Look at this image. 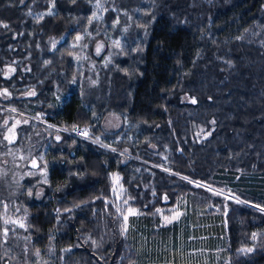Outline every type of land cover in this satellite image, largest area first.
Returning <instances> with one entry per match:
<instances>
[{
	"label": "trees",
	"instance_id": "16d2710c",
	"mask_svg": "<svg viewBox=\"0 0 264 264\" xmlns=\"http://www.w3.org/2000/svg\"><path fill=\"white\" fill-rule=\"evenodd\" d=\"M116 8L97 20L86 0H0V150L2 120H26L0 154V264L175 262L185 247L203 264H264V0ZM84 46L96 83L76 63Z\"/></svg>",
	"mask_w": 264,
	"mask_h": 264
},
{
	"label": "rangeland",
	"instance_id": "374dc122",
	"mask_svg": "<svg viewBox=\"0 0 264 264\" xmlns=\"http://www.w3.org/2000/svg\"><path fill=\"white\" fill-rule=\"evenodd\" d=\"M88 3H90V5L93 8V18L99 20L100 17L102 16V14L104 13L105 10L107 9H111L113 10L116 14V16H118V12L115 10L116 8V4L118 0H86ZM121 14H125L124 11ZM127 14H125L124 20H127L128 16H126ZM115 21H117V18L115 19ZM106 40L108 41V49L104 55V57L102 58L101 62L102 64L105 63L107 60H109L111 52L113 50L114 47H116L118 45V38L115 39L113 37V35L109 32L108 34H104ZM95 53H100L102 50H99L97 47L95 49ZM76 63L80 66V73L83 70H86V78L89 80L90 83H96V70H97V66L95 65V61L90 58V56H88L85 46L83 48H81L80 53L77 55L76 57ZM10 68H5V72H9ZM8 93H2L0 92V98L1 99H5L6 97H8ZM25 118L22 114L18 115V116H13V117H5L4 120H2L1 124L4 126V133H3V137L5 139L6 144H4V147L2 150H0V154H4L2 153V151H5L9 156L12 154V152L9 150L8 147V143L10 141H12V139L15 136V129L18 125L23 124L25 122ZM102 126L104 129L106 130H116L119 126H120V119L118 118V116H116L115 114L109 113L106 114L105 117L103 118L102 121ZM99 144H102L101 140L97 139ZM7 145V146H5ZM19 159H21L22 157H20V154H18ZM16 164L18 165V167H21L16 161L13 162V165ZM24 172H29L31 171L30 169H26L23 170ZM193 185H200L197 182H194ZM205 189L208 190L209 193L214 194L215 196H218L222 199V203L221 206L224 207L223 201H238L241 203V201L239 200L238 197H236L234 194L229 193L228 191H224L222 190V188H216L213 186H202ZM219 204L215 205L214 208H211L213 210H215L216 212H218L219 210ZM183 209H179V210H174L171 214L167 215V216H163L161 218V222L163 224L171 222V221H175L181 214ZM207 210V207H206ZM205 210V211H206ZM138 210L136 208H127L125 213L121 216V219L116 223V228L118 229V232H120V235H124L125 237L129 238L130 235L126 234L128 233V230L132 227V223L129 220V217L133 216V215H138ZM257 238L256 235H254L253 233L250 234V237L248 236V238H245V241L243 243V245H241L238 248L239 252H246L252 250L255 245L258 244L257 242ZM131 247V246H130ZM132 249V247H131ZM120 263H122V256L120 258ZM132 261V263H131ZM135 262L133 261V259H131L128 264H134Z\"/></svg>",
	"mask_w": 264,
	"mask_h": 264
},
{
	"label": "crops",
	"instance_id": "0c3cea01",
	"mask_svg": "<svg viewBox=\"0 0 264 264\" xmlns=\"http://www.w3.org/2000/svg\"><path fill=\"white\" fill-rule=\"evenodd\" d=\"M191 255H188V250L185 247V251L183 252L180 250L179 255L176 257L175 262L168 258V260H165L163 262L158 261V262H152V261H147L144 262H135L134 264H203V262L206 260L205 256L203 253L198 251L199 253L195 252L194 250H190ZM184 253L186 255H184ZM166 258V257H165Z\"/></svg>",
	"mask_w": 264,
	"mask_h": 264
},
{
	"label": "snow or ice",
	"instance_id": "6c2138e0",
	"mask_svg": "<svg viewBox=\"0 0 264 264\" xmlns=\"http://www.w3.org/2000/svg\"><path fill=\"white\" fill-rule=\"evenodd\" d=\"M4 27H7V25H4ZM30 94H34V93H30ZM192 102L195 103L196 101L193 100ZM5 235H6V232H5ZM249 251H251V250L249 249Z\"/></svg>",
	"mask_w": 264,
	"mask_h": 264
}]
</instances>
